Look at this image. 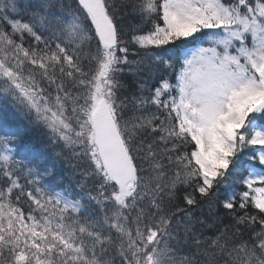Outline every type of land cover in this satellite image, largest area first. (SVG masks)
<instances>
[{"label": "snow or ice", "instance_id": "obj_1", "mask_svg": "<svg viewBox=\"0 0 264 264\" xmlns=\"http://www.w3.org/2000/svg\"><path fill=\"white\" fill-rule=\"evenodd\" d=\"M0 264H264V0H0Z\"/></svg>", "mask_w": 264, "mask_h": 264}]
</instances>
